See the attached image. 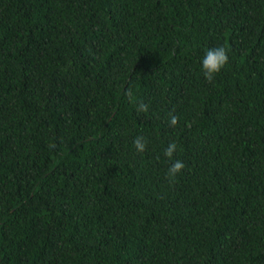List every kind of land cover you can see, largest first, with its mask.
<instances>
[{
	"label": "trees",
	"instance_id": "trees-1",
	"mask_svg": "<svg viewBox=\"0 0 264 264\" xmlns=\"http://www.w3.org/2000/svg\"><path fill=\"white\" fill-rule=\"evenodd\" d=\"M0 264H264V0H0Z\"/></svg>",
	"mask_w": 264,
	"mask_h": 264
},
{
	"label": "clouds",
	"instance_id": "clouds-1",
	"mask_svg": "<svg viewBox=\"0 0 264 264\" xmlns=\"http://www.w3.org/2000/svg\"><path fill=\"white\" fill-rule=\"evenodd\" d=\"M229 54L228 49L225 46H218L216 48L208 49L201 60L202 72L206 80L211 83L214 81L217 74H219L228 64H229ZM126 96L129 100L134 101V93L131 88L126 92ZM142 110L144 112L148 111V106L141 104L138 107V111ZM178 124V117L175 115H170V126H176ZM134 147L139 153H143L147 148V141L144 137H137L134 140ZM50 147L55 148L56 145L52 144ZM177 144L171 142L164 151V155L170 160L173 158L177 151ZM185 168V164L181 160H175L173 164L168 168L166 179L170 182Z\"/></svg>",
	"mask_w": 264,
	"mask_h": 264
}]
</instances>
